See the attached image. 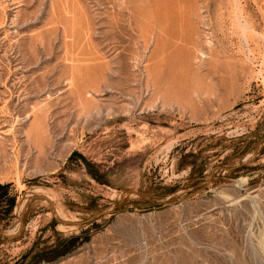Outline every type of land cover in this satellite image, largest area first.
Masks as SVG:
<instances>
[{"label":"rangeland","instance_id":"374dc122","mask_svg":"<svg viewBox=\"0 0 264 264\" xmlns=\"http://www.w3.org/2000/svg\"><path fill=\"white\" fill-rule=\"evenodd\" d=\"M165 1L0 0V264H264V0Z\"/></svg>","mask_w":264,"mask_h":264},{"label":"bare ground","instance_id":"6f19581e","mask_svg":"<svg viewBox=\"0 0 264 264\" xmlns=\"http://www.w3.org/2000/svg\"><path fill=\"white\" fill-rule=\"evenodd\" d=\"M165 5H166V1L165 0H157V15L159 16V26H160V28H163V27H165V18L167 17L166 15H164L163 13H164V10L166 9V7H165ZM158 27V26H157ZM160 32V31H159ZM42 41H43V39H42ZM10 73V72H9ZM44 108H46V107H44ZM6 109V108H5ZM43 109V108H42ZM42 109H41V112L38 114V115H36L37 116V120H36V127H37V129H36V131L38 132V134L40 135V136H42V140L43 141H46V137L48 136V132L46 131V123H45V119H46V117H45V115H44V113L43 112H45V110L44 111H42ZM47 111V110H46ZM51 115V114H50ZM47 116V115H46ZM36 118V117H35ZM48 129V128H47ZM41 141V140H40ZM44 147H46V146H44ZM47 149V148H46Z\"/></svg>","mask_w":264,"mask_h":264}]
</instances>
